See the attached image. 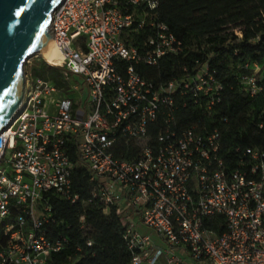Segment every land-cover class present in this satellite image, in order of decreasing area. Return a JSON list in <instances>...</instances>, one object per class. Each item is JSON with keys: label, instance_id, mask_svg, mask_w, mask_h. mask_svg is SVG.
I'll return each instance as SVG.
<instances>
[{"label": "built area", "instance_id": "built-area-1", "mask_svg": "<svg viewBox=\"0 0 264 264\" xmlns=\"http://www.w3.org/2000/svg\"><path fill=\"white\" fill-rule=\"evenodd\" d=\"M158 3L61 0L52 12L51 40L62 59L41 62L59 69L63 85L35 76L28 59L22 107L0 132V226L7 238L0 264H49L63 248L43 228L56 223L51 197L71 205L79 199L72 189V142L90 172L85 203L105 213L115 208L132 253L128 264H264V148L237 145L224 161L220 133L200 122L219 103L223 88L214 73L203 66L155 83L134 70L180 48L166 26L153 22ZM145 24L154 33L139 51L130 36ZM261 69L255 64L239 80L250 97L261 91ZM177 94L199 111L187 127L175 120ZM156 122L152 139L148 129ZM123 203L166 248L127 224Z\"/></svg>", "mask_w": 264, "mask_h": 264}, {"label": "trees", "instance_id": "trees-1", "mask_svg": "<svg viewBox=\"0 0 264 264\" xmlns=\"http://www.w3.org/2000/svg\"><path fill=\"white\" fill-rule=\"evenodd\" d=\"M151 13L155 25L166 26L180 48L158 58L155 65H134L135 72L159 83L184 78L206 66L223 89L212 118L203 117L200 122L220 133L224 161H230L237 145L264 148V0H159ZM153 33L145 24L130 36V44L141 51ZM255 64L262 68L258 83L261 91L250 97L239 80L251 75ZM119 68L123 71L122 65ZM33 74L58 88L63 85L59 69L43 62ZM183 102L185 107L180 106ZM175 104L178 128L187 127L199 117L190 97L177 94ZM159 124L148 129L152 139ZM68 153L73 163L72 189L79 199L73 205L56 197L49 200L56 223L44 226L45 236L63 242V248L52 253L49 264H128L132 253L123 239L125 225L114 207L105 213L98 205L85 203L91 191L89 169L79 158L76 143H69ZM82 215L84 228L80 229ZM6 239L0 226V249Z\"/></svg>", "mask_w": 264, "mask_h": 264}, {"label": "water", "instance_id": "water-1", "mask_svg": "<svg viewBox=\"0 0 264 264\" xmlns=\"http://www.w3.org/2000/svg\"><path fill=\"white\" fill-rule=\"evenodd\" d=\"M60 3L0 0V127L25 91V62L51 40V15Z\"/></svg>", "mask_w": 264, "mask_h": 264}, {"label": "bare ground", "instance_id": "bare-ground-1", "mask_svg": "<svg viewBox=\"0 0 264 264\" xmlns=\"http://www.w3.org/2000/svg\"><path fill=\"white\" fill-rule=\"evenodd\" d=\"M38 54L41 57H43L48 63H51V64L59 63L62 59L60 52L58 51V49L56 48V46L54 45L52 40L49 41L48 45L46 46V48L43 51H41L40 53H36V54L32 55V57L35 55H38ZM26 63H27V61L25 62V64ZM24 94H25V92L18 99L13 113L9 116V118L5 121V123L0 127V129H3L13 119V117L16 115V113L20 110V108L22 107Z\"/></svg>", "mask_w": 264, "mask_h": 264}, {"label": "crops", "instance_id": "crops-1", "mask_svg": "<svg viewBox=\"0 0 264 264\" xmlns=\"http://www.w3.org/2000/svg\"><path fill=\"white\" fill-rule=\"evenodd\" d=\"M121 208H122V213H124V215L126 216L127 224H134V227H135L136 231H138L141 235L149 236L150 239H151V242L149 244H154L155 246H158L160 248H166L165 243L155 233L153 234V237H152L151 234L145 233V231L149 230L150 228L148 229V227L143 225L139 221V219H137L134 209H132L129 205H127V203H123Z\"/></svg>", "mask_w": 264, "mask_h": 264}, {"label": "rangeland", "instance_id": "rangeland-1", "mask_svg": "<svg viewBox=\"0 0 264 264\" xmlns=\"http://www.w3.org/2000/svg\"><path fill=\"white\" fill-rule=\"evenodd\" d=\"M31 59V66H37V65H39L40 63H42L41 61V56L38 54V55H35V56H33L32 58H30ZM30 66V67H31ZM29 68V67H28ZM54 70H56V68L55 67H52ZM78 80H79V82H81L80 81V79L79 78H77ZM53 98L54 99H58V96L57 95H53ZM69 98H71V99H75L76 98V94H71L70 95V97ZM86 98H87V96H85V98H84V100H86ZM149 229V228H148ZM145 233H149V234H151L152 235V237H153V234H154V232L151 230V229H149V230H147V231H145Z\"/></svg>", "mask_w": 264, "mask_h": 264}]
</instances>
